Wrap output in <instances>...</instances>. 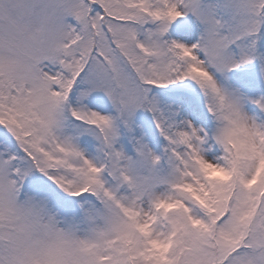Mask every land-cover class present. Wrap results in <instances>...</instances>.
Here are the masks:
<instances>
[{"label":"snow or ice","instance_id":"snow-or-ice-1","mask_svg":"<svg viewBox=\"0 0 264 264\" xmlns=\"http://www.w3.org/2000/svg\"><path fill=\"white\" fill-rule=\"evenodd\" d=\"M0 264H264V0H0Z\"/></svg>","mask_w":264,"mask_h":264}]
</instances>
